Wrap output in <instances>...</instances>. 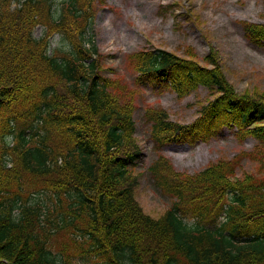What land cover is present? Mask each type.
<instances>
[{
	"label": "trees",
	"instance_id": "16d2710c",
	"mask_svg": "<svg viewBox=\"0 0 264 264\" xmlns=\"http://www.w3.org/2000/svg\"><path fill=\"white\" fill-rule=\"evenodd\" d=\"M11 1L0 0V132L14 133V122L36 130L43 119L45 134L38 147H24L23 130L17 136L22 144L0 146V264H264V178L237 177L233 161L190 176L158 160L151 168L158 186L200 220L188 227L178 205L159 220L144 214L132 188L119 187L143 154L132 107L109 92L115 82L101 76L97 49L85 46L90 0H67L65 11L53 10L54 0H26L15 10ZM38 26L45 30L40 38ZM243 29L264 47V24L244 22ZM55 34L64 44L51 53ZM132 58L138 85H170L180 96L202 85L218 94L190 124L170 121L162 109L149 111L156 151L215 136L225 126L264 143V99L237 95L214 56L209 69L192 55L183 59L165 50ZM31 187L57 194L47 216L40 202L22 199ZM53 212L58 217L49 226ZM221 212L228 225L215 227ZM68 230L75 232L71 245L54 255L53 235ZM245 241L253 244L238 245Z\"/></svg>",
	"mask_w": 264,
	"mask_h": 264
},
{
	"label": "rangeland",
	"instance_id": "374dc122",
	"mask_svg": "<svg viewBox=\"0 0 264 264\" xmlns=\"http://www.w3.org/2000/svg\"><path fill=\"white\" fill-rule=\"evenodd\" d=\"M90 3L94 22L87 34V45L96 46L103 55L101 75L115 81L112 93L120 97L122 104L135 109V140L144 158L137 168H132L131 174L138 179L134 193L144 213L156 220L175 203L174 198L155 188L148 173L149 166L159 158L168 160L185 175L197 174L213 163L227 160L238 162L237 177L264 178V143L242 136L235 127H225L215 136L191 144L155 151L150 139L149 111L162 109L170 121L189 124L200 115L202 106L218 94L200 87L178 97L171 89L139 87L142 84L136 83L138 72L132 58L144 50L161 49L183 59H192V55L209 69L214 63L207 57L214 56L216 67L237 95L264 99V48L250 43L243 29L244 22L264 24V0H92ZM42 33V28L36 30V34ZM61 44L57 36L52 48ZM32 193L38 196L44 193L42 199L50 205L51 197L58 198L57 194L38 187L27 189L24 197ZM57 217L58 212H53L48 225L55 224ZM74 233L68 230L55 234L50 248L60 254L65 245H71ZM69 255L78 254L69 252Z\"/></svg>",
	"mask_w": 264,
	"mask_h": 264
}]
</instances>
